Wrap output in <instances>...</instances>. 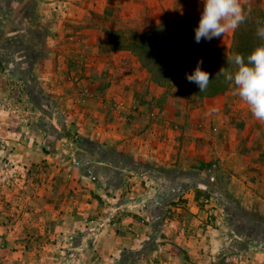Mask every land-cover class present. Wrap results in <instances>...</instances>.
Returning a JSON list of instances; mask_svg holds the SVG:
<instances>
[{
    "label": "crops",
    "instance_id": "0c3cea01",
    "mask_svg": "<svg viewBox=\"0 0 264 264\" xmlns=\"http://www.w3.org/2000/svg\"><path fill=\"white\" fill-rule=\"evenodd\" d=\"M4 2L8 5L2 9L18 10L17 18L21 20L22 14L24 23L26 0ZM44 3L41 5L62 13L56 16L51 37L59 51L58 60L62 55L67 60L75 57V49L82 47L90 58L89 65L81 62L83 80H93L87 85L96 96L88 99L83 108L75 105L72 111H68L66 103L63 113L68 120L81 122L80 129L75 130L81 133L82 140L69 149L74 173L64 180L66 183H60L67 186V207L57 210L55 218L59 224L53 225L54 220L47 221L51 219L47 215L42 218L37 210H17V215L2 211L0 217L15 220L9 226H0V264H43L49 256L45 251H52L47 264H90L92 238L96 249H103L104 241L114 243L117 249L123 248L128 242L124 238L128 236H139L134 241L139 247L143 242L150 244V184L159 187L153 200L157 198L164 204L182 197L191 205L196 196L193 192L186 193L188 186H194L188 184L186 174L194 171L193 166L204 163H219L218 172L231 175L229 189L238 191L235 196L247 208H253L255 198L262 194L261 190L264 192V121L252 115L235 87L211 99L195 100L180 80L172 90L177 91L178 85L183 84L182 99L169 97L164 87L152 81L131 51L118 48L117 43L123 38L115 39L118 33L142 34L165 23L194 31L203 11V0H48ZM239 3L244 12L252 4L264 11V0H239ZM234 33L235 30H229L211 41L202 40L208 47L229 50ZM4 36L3 42L14 41L11 31ZM12 45L0 44V52L7 48L5 55L26 54V47L15 42ZM52 81L54 86L57 80L53 74ZM57 90L64 91L58 87ZM111 99L122 102L124 108L117 107ZM153 102L160 103L165 113L151 123ZM156 139H163L164 145H158ZM9 146H3L1 152L7 154ZM31 148L29 145L19 152L31 154L32 162L54 160L50 155L43 156L40 147ZM246 186L254 189L253 196L248 194L250 191L245 192ZM98 194L111 202L110 216H118L114 221L101 208L104 204L96 202Z\"/></svg>",
    "mask_w": 264,
    "mask_h": 264
},
{
    "label": "rangeland",
    "instance_id": "374dc122",
    "mask_svg": "<svg viewBox=\"0 0 264 264\" xmlns=\"http://www.w3.org/2000/svg\"><path fill=\"white\" fill-rule=\"evenodd\" d=\"M46 1L26 0L23 23L22 14L20 20L18 10L4 11L2 7L8 4L0 0V44L10 47L15 42L27 49L26 54L13 53V57L10 53L5 55L7 48L0 52V213L17 215V210H37L42 218L47 215L51 219L47 221L54 220L53 225H57L58 208L67 207V186L60 183H66L64 180L74 173L70 168L73 155L69 149L82 140L81 133L75 130L80 129L81 122L63 117L66 103L68 111H72L77 104L83 108L87 100L96 95L87 85L91 79L83 80L81 62L86 64L90 58L82 47L75 49V57L67 60L62 55L58 60L59 51L51 37L56 16H62V13L41 5ZM253 8L259 7L247 5L245 12ZM9 31L15 37L14 41L3 42ZM126 35V32L118 33L115 39L129 38L132 33ZM55 62L59 65L53 66ZM52 74L57 80L54 86ZM182 85H178L177 91L165 88L166 95L182 99ZM57 87L63 88V93ZM111 102L118 103L114 99ZM160 105L156 102L150 105L151 123L163 115L165 109ZM36 128L40 132L35 131ZM162 140L156 139L157 144L164 145ZM6 144L10 145L9 152L4 154L1 150ZM29 145L31 149L40 147L43 156L50 155L54 160L32 162L31 154L19 152ZM218 168L219 163H204L187 172L188 184L194 186H188L186 193L193 192L196 196L191 205L182 197L164 204L157 198L153 200L159 187L150 184V244L139 242V247L134 244L139 236H128L124 238L128 242L122 245L123 248L117 249L114 243L104 241L103 249H96L92 238L90 264H264V192L260 189L262 194L255 198L253 208H247L235 196L238 191L229 189L231 175L218 172ZM217 172L219 176L215 175ZM244 190L250 191L249 195L255 192L247 186ZM98 198L96 202L104 204L101 208L110 216L113 213L108 209L111 202L107 198L103 200L99 194ZM117 217L110 216L109 220L114 221ZM13 220L15 218L2 215L0 226H9ZM45 252L49 253L43 261L46 263L52 251Z\"/></svg>",
    "mask_w": 264,
    "mask_h": 264
},
{
    "label": "trees",
    "instance_id": "16d2710c",
    "mask_svg": "<svg viewBox=\"0 0 264 264\" xmlns=\"http://www.w3.org/2000/svg\"><path fill=\"white\" fill-rule=\"evenodd\" d=\"M245 15V21L235 30L229 50L208 47L202 39L196 43L195 31L170 23L123 38L118 48L131 51L147 69L155 84L172 89L179 80H183L192 99H211L235 86L223 75H216L221 67L233 73L236 71L237 66L229 58L240 54L247 63V57L256 48L264 46V39L256 35L257 29L264 27V11L253 8L245 12ZM201 58V70L209 73L210 80L207 89L202 92L185 77L186 73L191 74L195 70Z\"/></svg>",
    "mask_w": 264,
    "mask_h": 264
},
{
    "label": "clouds",
    "instance_id": "9594fccd",
    "mask_svg": "<svg viewBox=\"0 0 264 264\" xmlns=\"http://www.w3.org/2000/svg\"><path fill=\"white\" fill-rule=\"evenodd\" d=\"M203 11L198 27L195 28V42L201 39L211 41L221 37L229 30H236L246 19L244 9L239 0H203ZM256 35L264 39V27L257 29ZM237 66L236 71L221 67L216 75H223L226 80L233 82L235 92L248 105L252 115L259 121H264V46L256 48L248 57L235 54L229 58ZM201 58L195 70L185 74L187 81L195 83L199 91L207 89L209 73L201 70Z\"/></svg>",
    "mask_w": 264,
    "mask_h": 264
},
{
    "label": "built area",
    "instance_id": "2783aa9c",
    "mask_svg": "<svg viewBox=\"0 0 264 264\" xmlns=\"http://www.w3.org/2000/svg\"><path fill=\"white\" fill-rule=\"evenodd\" d=\"M117 104V106L119 107H121L122 105H123V103L122 102H118V103H116Z\"/></svg>",
    "mask_w": 264,
    "mask_h": 264
}]
</instances>
